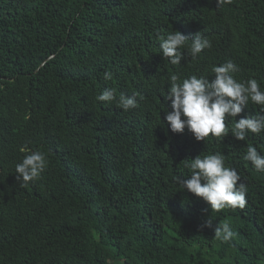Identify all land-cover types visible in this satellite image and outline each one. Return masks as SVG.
Returning a JSON list of instances; mask_svg holds the SVG:
<instances>
[{"label": "trees", "instance_id": "1", "mask_svg": "<svg viewBox=\"0 0 264 264\" xmlns=\"http://www.w3.org/2000/svg\"><path fill=\"white\" fill-rule=\"evenodd\" d=\"M174 31L212 47L172 65L158 37ZM228 60L264 90V0H0V264H264V172L243 159L248 144L264 154V133L197 141L166 121L171 74L211 80ZM106 88L138 107L98 101ZM34 150L48 166L21 187ZM215 152L247 185L243 209L175 183ZM209 218L231 241L200 229Z\"/></svg>", "mask_w": 264, "mask_h": 264}, {"label": "clouds", "instance_id": "2", "mask_svg": "<svg viewBox=\"0 0 264 264\" xmlns=\"http://www.w3.org/2000/svg\"><path fill=\"white\" fill-rule=\"evenodd\" d=\"M217 2L219 6L220 0ZM158 39L164 59L172 65H180L185 59L181 49L186 48L191 60H196L203 50L212 47L211 41L201 33L190 40L181 32L174 31L166 38L159 36ZM239 71V66L228 60L212 67L214 78L211 80L192 75L181 81L178 74H171L166 95L172 109L166 115L171 131L183 133L187 128L197 141H207L210 137L220 139L229 132L235 139L245 141L249 133H264V90L255 78L238 81L233 74ZM104 79L111 80L112 73L106 72ZM96 99L109 104L115 103L124 112L138 107L135 93L132 96H125L123 93L117 96L115 88H106ZM249 103L260 106V113L241 117L237 122L236 118ZM229 118H235L230 129L226 124ZM243 159L251 162L255 170L264 172V154L257 147L248 144ZM47 166L48 159L44 152H29L15 165L20 186L27 187L29 182L38 179ZM184 166L190 170L189 176H178L175 183L183 190L202 198L211 206L212 211L245 207L247 185L243 182L238 184L242 178L234 168L226 166L224 154H201L195 159L185 160ZM199 227L201 230L213 229L214 238L222 242L231 241L235 235L228 223L213 228L210 218Z\"/></svg>", "mask_w": 264, "mask_h": 264}]
</instances>
